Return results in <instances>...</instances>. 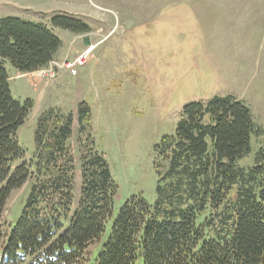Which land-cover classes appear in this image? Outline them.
<instances>
[{"label":"trees","instance_id":"obj_1","mask_svg":"<svg viewBox=\"0 0 264 264\" xmlns=\"http://www.w3.org/2000/svg\"><path fill=\"white\" fill-rule=\"evenodd\" d=\"M52 26L76 34L91 30L67 12L56 13ZM61 46L43 22L0 18V218L12 191L31 183L18 220L0 226V264L78 263L104 237L113 213L118 185L86 133V101L78 106L75 137L73 114L49 109L38 119L31 158L18 139L34 102L13 97L5 64L33 72L48 65ZM254 134L259 131L250 107L233 94L186 103L175 132L155 148V202L127 199L91 264H264V145L252 165L238 163L250 152Z\"/></svg>","mask_w":264,"mask_h":264},{"label":"rangeland","instance_id":"obj_2","mask_svg":"<svg viewBox=\"0 0 264 264\" xmlns=\"http://www.w3.org/2000/svg\"><path fill=\"white\" fill-rule=\"evenodd\" d=\"M58 12L82 18L90 32L52 26ZM8 15L54 30L62 40L63 58L53 59L59 64L94 45L91 59L78 66V77L59 69L58 77L50 80L35 71L21 72L10 61L5 64L13 97L34 102L17 131L27 159L35 152V129L44 111L72 113L75 137L79 103L91 107L86 133L108 161L118 190L104 237L75 264H88L90 258L89 264L93 262L127 199L142 196L155 202L160 161L155 148L175 132L186 103L237 96L250 107L259 131L238 163L252 165L264 145V0H0V18ZM73 145L78 148L75 140ZM75 158L78 197V153ZM161 163L163 168L166 161ZM30 184L12 191L1 228L18 220ZM2 243L0 238V260Z\"/></svg>","mask_w":264,"mask_h":264},{"label":"built area","instance_id":"obj_3","mask_svg":"<svg viewBox=\"0 0 264 264\" xmlns=\"http://www.w3.org/2000/svg\"><path fill=\"white\" fill-rule=\"evenodd\" d=\"M89 34H86V37H88ZM80 37H85L83 35H80ZM93 47L94 45L87 46L84 50H82L81 53L75 56L73 60L66 59L62 61L61 64H59L56 60H51L45 68H40L36 70L34 73L41 77H47L48 79L55 80L58 77V71L59 69L62 70H68L71 75H77L78 74V66H82L86 64L91 57L93 56ZM68 57V56H66Z\"/></svg>","mask_w":264,"mask_h":264},{"label":"crops","instance_id":"obj_4","mask_svg":"<svg viewBox=\"0 0 264 264\" xmlns=\"http://www.w3.org/2000/svg\"><path fill=\"white\" fill-rule=\"evenodd\" d=\"M88 42V38L87 37H85V44ZM62 47V46H61ZM60 47V48H61ZM60 48H59V50L57 51V53H56V55H55V57L54 58H63V57H60V55H61V53H60ZM82 47H78V49H81ZM79 74H80V71L78 72V74L77 75H75L76 77H78L79 76ZM64 75H67V76H69L70 74L68 73V72H66ZM60 77V76H59Z\"/></svg>","mask_w":264,"mask_h":264}]
</instances>
